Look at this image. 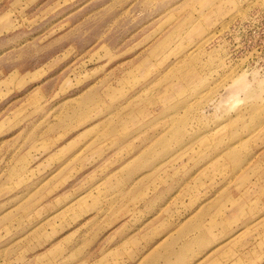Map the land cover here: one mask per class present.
<instances>
[{"label": "rangeland", "instance_id": "obj_1", "mask_svg": "<svg viewBox=\"0 0 264 264\" xmlns=\"http://www.w3.org/2000/svg\"><path fill=\"white\" fill-rule=\"evenodd\" d=\"M155 219L264 264V0H0V264H135Z\"/></svg>", "mask_w": 264, "mask_h": 264}, {"label": "crops", "instance_id": "obj_2", "mask_svg": "<svg viewBox=\"0 0 264 264\" xmlns=\"http://www.w3.org/2000/svg\"><path fill=\"white\" fill-rule=\"evenodd\" d=\"M157 215V214H156ZM156 220V219H155ZM190 220V219H189ZM157 221V220H156ZM155 221L154 225L150 228H148L146 231H143V233H140L137 236L134 237H130L129 239H127L123 244H120V246L122 245L123 247H109L105 253L107 254H116L119 251H126L128 249V247L131 246H136V247H145L148 250L146 251V253L140 258V261L138 260L135 264H165V262L171 263L172 262V258H176L177 262L180 264V249H179V243H176L177 241H179V229L177 226L172 227L173 230H176V234L178 235L177 238L175 237H171L168 238L167 240L164 239L165 237H168V235H165L160 242H156L153 245H149L154 237H152L154 234H156V237L158 236V233H161L163 230V227H161V225L165 224L166 222L164 220H158L157 222ZM179 224V222L177 223ZM172 225V224H171ZM157 227H159L157 229ZM167 228V227H166ZM171 229V231H172ZM149 233L148 237H145V234ZM133 238H136L138 240L137 244H130L129 241ZM169 241V243H168ZM178 245V246H177ZM163 247H170L171 249H166ZM180 247H191L190 244H183ZM168 250V251H167ZM201 262H195L194 264H200Z\"/></svg>", "mask_w": 264, "mask_h": 264}]
</instances>
